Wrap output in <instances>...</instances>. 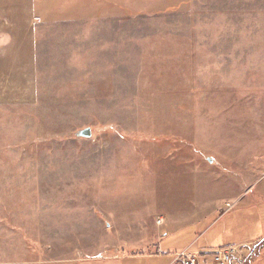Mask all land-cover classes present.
Segmentation results:
<instances>
[{
    "label": "rangeland",
    "instance_id": "rangeland-1",
    "mask_svg": "<svg viewBox=\"0 0 264 264\" xmlns=\"http://www.w3.org/2000/svg\"><path fill=\"white\" fill-rule=\"evenodd\" d=\"M137 13L40 25L0 75V264H148L203 212L200 242L264 241V0Z\"/></svg>",
    "mask_w": 264,
    "mask_h": 264
},
{
    "label": "crops",
    "instance_id": "crops-1",
    "mask_svg": "<svg viewBox=\"0 0 264 264\" xmlns=\"http://www.w3.org/2000/svg\"><path fill=\"white\" fill-rule=\"evenodd\" d=\"M190 0H0V75L15 76L12 84V91H20L21 84L28 83L31 75L34 74V56H35V29L40 25L55 23L60 21L77 22L100 19L110 21L109 17H118L127 12H138L143 15H157L171 12L184 7ZM101 16V17H100ZM103 16H106L103 18ZM99 17V18H96ZM28 85V84H27ZM13 93V95L15 94ZM245 201L243 206L251 205ZM240 205V204H238ZM212 213L203 212L197 217L195 226H189L188 229H194L196 237L188 241L180 249H170L163 245L164 234L154 246L157 249L155 254L143 253V251L132 255L135 259H146L148 264H181L175 254L185 251L188 254H199L200 259L209 261L211 253L220 245L200 242V236L205 235L220 216L212 219ZM260 222L264 223V217L259 213ZM197 228V227H196ZM203 228V229H200ZM255 236V235H254ZM253 242H259L261 237H253ZM238 240V239H236ZM247 239L235 241L237 245H245ZM264 241L257 244V248L244 254L242 250L241 257L237 258L232 264H242L247 258V263L254 264V258L263 255ZM232 246V245H224ZM243 249V247H239ZM178 250V251H177ZM255 254V256H253ZM245 257V258H244ZM159 259H164L161 262ZM256 263V262H255ZM199 264H203L202 261Z\"/></svg>",
    "mask_w": 264,
    "mask_h": 264
},
{
    "label": "built area",
    "instance_id": "built-area-1",
    "mask_svg": "<svg viewBox=\"0 0 264 264\" xmlns=\"http://www.w3.org/2000/svg\"><path fill=\"white\" fill-rule=\"evenodd\" d=\"M227 207L230 209L232 206L227 204ZM241 253L242 249L234 246L220 248L211 253L210 260L214 264H232L237 258L241 257ZM198 255L199 254L190 255L187 252L182 251L176 254V258L181 264H199L200 261H202L203 264H208V262L200 259Z\"/></svg>",
    "mask_w": 264,
    "mask_h": 264
},
{
    "label": "water",
    "instance_id": "water-1",
    "mask_svg": "<svg viewBox=\"0 0 264 264\" xmlns=\"http://www.w3.org/2000/svg\"><path fill=\"white\" fill-rule=\"evenodd\" d=\"M78 136L89 138L91 136V129L90 128H85V129L80 130L78 132Z\"/></svg>",
    "mask_w": 264,
    "mask_h": 264
}]
</instances>
